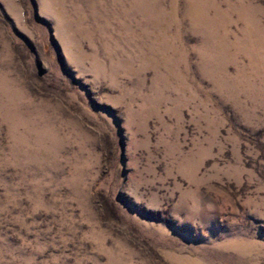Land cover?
<instances>
[{
  "label": "rangeland",
  "instance_id": "1",
  "mask_svg": "<svg viewBox=\"0 0 264 264\" xmlns=\"http://www.w3.org/2000/svg\"><path fill=\"white\" fill-rule=\"evenodd\" d=\"M0 264H264V0H0Z\"/></svg>",
  "mask_w": 264,
  "mask_h": 264
}]
</instances>
